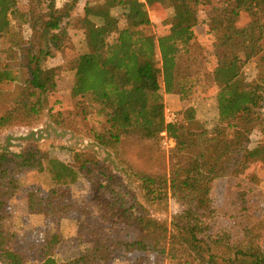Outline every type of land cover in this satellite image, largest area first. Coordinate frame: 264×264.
Returning <instances> with one entry per match:
<instances>
[{"label": "trees", "instance_id": "obj_1", "mask_svg": "<svg viewBox=\"0 0 264 264\" xmlns=\"http://www.w3.org/2000/svg\"><path fill=\"white\" fill-rule=\"evenodd\" d=\"M19 1L0 0V43L13 28L20 36L7 59L0 57V129L35 125L52 110L57 69L48 62L71 55L64 66L74 73L71 98L77 108L104 116L109 125L91 138L123 159L128 145H159L165 132L173 144L170 177L164 170L132 174L147 204L166 208L171 192L184 211L169 232L89 150L72 151V163L51 158L37 146L22 154L2 152L0 264H111L120 253L134 255L135 264H147L150 253L181 264H264V251L254 246L258 238L264 240L255 174L257 165L264 167V146L251 147L254 129L264 136V0H99L105 16L91 12L93 0H72L62 7L58 0H29L28 13L19 9ZM155 4L173 11L163 35L151 21L148 5ZM118 8L121 19L113 13ZM202 23L212 43L203 71L191 61L198 62L200 54L191 55L199 40L195 29ZM25 25L32 32L27 41L22 38ZM79 31L86 32L92 51L77 50L73 36L77 40ZM251 63H256V75L249 79ZM162 85L188 105L204 102L206 121L213 115L209 107H215L214 127L201 123L192 130L180 119L167 125ZM61 113L53 114V121L71 128ZM124 165L133 170L130 162ZM32 173L49 176L47 197L36 188L28 194L29 210L43 215L49 229L41 244L25 246L12 231L10 204L22 178ZM222 180L229 183L230 210L223 213L227 223L216 226L221 210L214 204L215 186ZM83 181L89 199L75 204L73 189ZM74 217L78 226L72 241L80 249L60 260L63 241L57 229Z\"/></svg>", "mask_w": 264, "mask_h": 264}, {"label": "rangeland", "instance_id": "obj_2", "mask_svg": "<svg viewBox=\"0 0 264 264\" xmlns=\"http://www.w3.org/2000/svg\"><path fill=\"white\" fill-rule=\"evenodd\" d=\"M71 1L72 0H58L57 4L58 6L62 7L66 4L70 5ZM89 5V7H91L92 13H96L101 16L106 15L107 9L105 8L103 2H100L99 0H93L90 1ZM19 9L24 13H28L31 9L29 0H20ZM113 13L116 18H122L121 9L118 8L114 10ZM150 13L156 28L154 31L157 33V35L165 34L168 31L169 19L173 16V11H164L158 4H156L151 7ZM200 18L201 20L206 18V12H204V10L200 13ZM198 28V31L200 32L201 30V32H204V34L208 30L207 26H204L203 23L199 25ZM78 34L79 37H77V40H75V37L73 36V39L77 45V50H79L81 54L92 51V47L89 44L86 32L79 31ZM22 35L24 41H27L31 38L32 32L29 30L27 25L23 27ZM19 38V33L14 28L12 29V32L9 36L3 38V45L2 43H0V57L3 60L7 59V57L9 56V48L12 46V44H15L16 42L20 41ZM193 50L194 53L191 55L192 58L195 57L197 54L200 55L198 56V62L195 59H192L191 61L197 63L196 67L203 71V68L206 64L203 61V57L205 54H209L212 52V43L210 39L208 37H204L203 39L199 38V40L196 41V43L194 44ZM70 56L71 55L62 57L56 56L50 59L48 62L49 67H55L57 69L56 81L58 84V88L55 94L50 98L49 103V105L52 107V110H50L49 107L45 111L43 118L35 125H16L0 129V143L6 145V138L9 135H17L19 133H29L31 131H37L39 129H47L51 125L59 129L60 131H69L75 135V139L81 140L94 141L91 137L95 133L103 134L108 131L109 125L106 123V119L104 116L100 117L96 114H88L87 112H83L81 108L76 107V102L71 98V91L74 85V73L64 68L66 59ZM191 61L190 64L192 65ZM255 67L256 63H251L247 66L246 74L249 79L255 77ZM209 109L210 112L213 113V115L207 121L204 118V115L207 111L206 105L204 102H200L199 100L198 103H196L195 105H186L182 111H177V113L179 114L180 121H183L189 129H199L201 127V123H204L206 124V126L213 128L217 121L216 109L215 107H209ZM94 110L95 109L90 110L89 112H93ZM59 111H62V116L66 118V120L70 121L71 128L60 127L53 121L52 115H57ZM69 113L71 114L69 115ZM213 117L214 119H212ZM69 139L70 138H58L53 134L52 138L50 139L44 140L39 143L27 142L24 143V148L22 150L17 147L15 148V150L18 151V154H22L27 148L31 146H37L45 151H48L51 158L59 159L67 163H72L73 161L72 151L83 152L89 150L93 152L95 157L98 159L99 163L108 166L111 171L118 177V179L123 181L127 188L137 197L138 202L141 203L147 209L152 219L167 225L169 232L174 230V225L178 223L179 216L183 214V204L176 198L172 197L171 192L169 193V201L166 208L161 209L159 207L147 204L143 198L140 182L135 179L132 174L135 170H144L149 172L164 170L169 178L171 173L170 149L173 147V144L171 142H169L166 138L161 139L162 142L160 141L159 145H153L152 143L134 142L125 148L126 154L123 159L121 156H116L112 151L108 149L113 154V158L117 162L119 168L125 169L128 174L127 176L123 172L115 171L112 163L105 162V155L99 157L91 149H81L77 145H71L69 143ZM165 140L167 144H165ZM261 145L264 146V136L259 132L258 129H254L251 136V147L254 148ZM128 161L130 162V167L133 170L127 169V167L124 165L126 164V162L129 163ZM256 167H259V171H255V174L257 177H259L260 180L258 188L264 209V167L258 165ZM48 178L49 176L46 173L26 174V177H23L21 181V191L12 200L10 204V225L12 226V231L16 234L17 240L21 245L29 246L31 244H41V242L43 241L44 233L46 232V230L49 229H47L46 227L47 223L45 217L43 215L32 213L29 210L28 206V194L33 188L40 189L43 197L48 196V191L51 187ZM215 188L217 191V196L214 200V204L221 210V214H219L218 218L216 219V226H222L227 223V219L225 216H223V213H227L230 210V197L228 192L229 183L227 180L219 181L218 183H216ZM88 199L89 185L84 181L80 182L73 189L72 200L75 204H81L87 201ZM77 220L78 217L66 219L63 221L61 227L58 229L54 226L50 227V231L52 232L56 229L60 231V236L62 237L63 242L60 245L61 248L57 252V257L60 260L67 255L74 256L79 252L80 247L75 245V243L72 241V239L76 237L77 233ZM254 246L257 250L264 251V240L262 238H258L255 241ZM148 257L149 258L147 260V264H181L177 261H172L168 259L166 255L162 254L150 253ZM136 260V257L132 254L120 253L115 257L111 264H135ZM30 264L38 263L31 262Z\"/></svg>", "mask_w": 264, "mask_h": 264}, {"label": "water", "instance_id": "obj_3", "mask_svg": "<svg viewBox=\"0 0 264 264\" xmlns=\"http://www.w3.org/2000/svg\"><path fill=\"white\" fill-rule=\"evenodd\" d=\"M53 134L58 138H70L69 143L71 145H77L81 149H91L93 150L99 157L105 155V162L112 163L115 171L123 172L128 176L127 172L124 168H119L117 162L113 158V154L99 143L91 141V140H81L75 139V135L69 131H60L51 125L47 129H39L37 131H31L29 133H19L17 135H9L6 138V145L0 143V153H13L18 154V151L15 148H20L21 150L24 148V143L27 142H42L44 140L52 138ZM75 140V141H74ZM74 141V143H73Z\"/></svg>", "mask_w": 264, "mask_h": 264}, {"label": "crops", "instance_id": "obj_4", "mask_svg": "<svg viewBox=\"0 0 264 264\" xmlns=\"http://www.w3.org/2000/svg\"><path fill=\"white\" fill-rule=\"evenodd\" d=\"M142 2H145L146 3V0H141ZM156 5V4H155ZM159 5V4H158ZM154 6V5H153ZM153 6H149L148 5V9H149V12H150V9H151V7H153ZM160 6V5H159ZM161 7V6H160ZM162 8V7H161ZM170 11V10H169ZM150 16H151V13H150ZM151 21L153 22V20H152V17H151ZM153 24H154V22H153ZM199 27V26H198ZM196 28L195 29V34H196V36L198 37V39L199 38H204V37H207V32L204 34V32H201V30H200V32L198 31V29L199 28ZM203 31V30H202ZM201 37H200V36ZM250 65V64H249ZM160 93H161V95L163 96V98H164V105H165V107H167V108H171V109H173L174 111H182L184 108H185V106L186 105H188L186 102H183V101H181V98L179 97V95L178 94H167L166 92H165V89H164V86L162 85L161 86V90H160Z\"/></svg>", "mask_w": 264, "mask_h": 264}, {"label": "built area", "instance_id": "obj_5", "mask_svg": "<svg viewBox=\"0 0 264 264\" xmlns=\"http://www.w3.org/2000/svg\"><path fill=\"white\" fill-rule=\"evenodd\" d=\"M165 122L167 125L175 124L179 120V114L171 108L165 107L164 111ZM162 137L166 138V133H162ZM165 144H167L165 140Z\"/></svg>", "mask_w": 264, "mask_h": 264}]
</instances>
